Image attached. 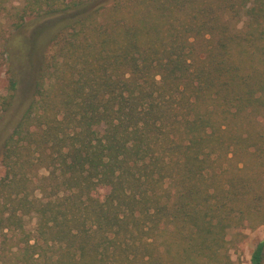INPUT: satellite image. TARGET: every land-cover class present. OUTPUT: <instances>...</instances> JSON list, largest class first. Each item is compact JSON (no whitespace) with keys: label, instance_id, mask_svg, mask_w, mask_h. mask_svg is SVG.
Masks as SVG:
<instances>
[{"label":"trees","instance_id":"obj_1","mask_svg":"<svg viewBox=\"0 0 264 264\" xmlns=\"http://www.w3.org/2000/svg\"><path fill=\"white\" fill-rule=\"evenodd\" d=\"M0 17H57L2 144L0 264H237L239 229L264 225V0H0Z\"/></svg>","mask_w":264,"mask_h":264},{"label":"rangeland","instance_id":"obj_2","mask_svg":"<svg viewBox=\"0 0 264 264\" xmlns=\"http://www.w3.org/2000/svg\"><path fill=\"white\" fill-rule=\"evenodd\" d=\"M57 17L43 19L27 18L19 29H13L7 18L0 17V33L5 36L8 55L6 63L0 67V95L7 94L5 70L10 67L16 73L17 88L8 109L0 107V154L3 140L19 120L33 93L34 77L41 62V55L48 43L49 34ZM3 169L0 166V175ZM35 218L27 220V229L32 230ZM246 236L242 242L231 248L232 259L237 264H250V255L257 242L264 238V225L253 229H239ZM236 230H230L231 238Z\"/></svg>","mask_w":264,"mask_h":264}]
</instances>
